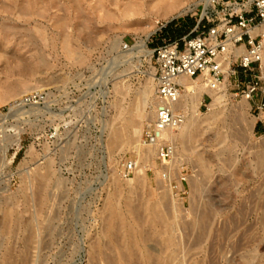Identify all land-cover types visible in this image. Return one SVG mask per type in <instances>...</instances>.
Segmentation results:
<instances>
[{
    "label": "rangeland",
    "instance_id": "obj_1",
    "mask_svg": "<svg viewBox=\"0 0 264 264\" xmlns=\"http://www.w3.org/2000/svg\"><path fill=\"white\" fill-rule=\"evenodd\" d=\"M198 1L171 10L163 0H0V264H242L244 233L254 235L253 264H264V131L231 80L218 103L201 95L170 165L187 176L183 196L161 180L154 147L142 163V132L112 140L147 84L153 101L154 49L194 29L211 3L183 9ZM156 20L167 26L148 39L152 55L133 49ZM261 77L264 90L263 66ZM35 92L43 103L25 101ZM114 208L136 233H124Z\"/></svg>",
    "mask_w": 264,
    "mask_h": 264
},
{
    "label": "built area",
    "instance_id": "obj_2",
    "mask_svg": "<svg viewBox=\"0 0 264 264\" xmlns=\"http://www.w3.org/2000/svg\"><path fill=\"white\" fill-rule=\"evenodd\" d=\"M158 31L167 23L158 22ZM155 50V117L143 128L141 141L155 147L161 180L177 197L186 193L187 176H172L176 145L172 132L186 119L188 105L181 78H195L215 88L225 81L226 73L233 89L253 101L264 123V90L261 88L264 51V0H212L204 18L194 29L175 39L163 38ZM46 93L35 92L25 101L43 103ZM135 161L122 164L128 177Z\"/></svg>",
    "mask_w": 264,
    "mask_h": 264
},
{
    "label": "bare ground",
    "instance_id": "obj_3",
    "mask_svg": "<svg viewBox=\"0 0 264 264\" xmlns=\"http://www.w3.org/2000/svg\"><path fill=\"white\" fill-rule=\"evenodd\" d=\"M163 1H164L165 4L167 3L166 5H168V6H166V7H168V8L171 7V10H172V8L174 6V3H172L173 0H163ZM211 2H212V0H199L198 2L194 3L192 6L186 7V9H183V11L194 10V9H196V7H197V5L199 3H203L204 4L203 12H205L206 8L208 7V5ZM168 12H170V11H166L165 13H168ZM145 13H143V15ZM206 13H207V11H206ZM158 26H159L158 23H156L154 25L153 29L147 33L145 39L138 40L137 43L134 45L133 49H135L136 51L140 50V52L143 51V52L151 54L152 51L147 49L146 43H147L148 39L152 36V34L158 29ZM66 44H67V42H66ZM68 50L66 52H68ZM262 66H263V72H264V51H263ZM151 78H154L156 80L154 74L151 76ZM225 79H226V81H225V83H226L227 79H228V72L226 73ZM181 81L185 84V94H184V96H185V99L187 101L186 104L188 105V114H187L186 119L171 134V138L174 140L175 145H176L175 159L178 156L179 144L183 145L184 142H185L184 141L185 140L184 139L185 135L195 128L196 118L200 115L198 107H199V105L201 103V95L204 92H208L209 94H211V96H212V98L214 100V102L212 101L213 105H214L215 103H218V101L222 98L223 94L221 92L223 91V89L225 87V83H222L220 86H217V87L213 88V87L209 86L206 82H198V80L195 79V78L183 77V78H181ZM229 83H230V80H229ZM151 92H152L151 86L149 84H147L144 87V89L142 90V97H141L142 101H141L140 110L138 111V113H135L134 115L131 112L132 115L129 118H127V121H126L127 127H126L125 131L124 130L122 131V130H119V129H115L113 131L112 140L114 142H118L119 140H122L124 138V136H126L129 140H131L132 138L136 137V134H139V133L142 132V130L140 128V122L142 120H144V119H147V120L151 121L155 117V109H154L155 93H154V97L152 98L153 99V101H152V100H150V93ZM196 96H198V98L195 99ZM150 103L153 106L152 110H148L147 109V106ZM187 139L188 138H186V140ZM145 146H148V147H147V150L144 151L142 153V156L140 157L141 160H142V163L148 162L149 159H150V156L152 155V153L154 154V148L155 147L153 148V146H149V145H145ZM133 148H135V147H133ZM135 149L137 151L140 150L139 147H137ZM260 156H261V154H260ZM260 156H257V157H260ZM260 164H262L261 161H260ZM240 171H241V173L239 174V179L240 180H244L246 178L247 174H246L244 168H242ZM149 211L154 216H157L158 211H159L158 210V204L157 203H153L150 206V210ZM133 212L134 211L132 210V208L129 205H127L126 206V213L132 214ZM113 217L120 221V223H121V225L123 227V231H124L125 234H127L128 236H131L132 234L136 233V229H137L136 222L135 221L132 222V221L128 220L126 218L125 213H123L121 210H119L118 208H114ZM242 236H243L245 241H248L250 243L249 245H246V242H245V245H243V246H246V247H243L242 250H241L242 264H253V261L255 259V255H256V253H255L256 252V246H255L256 242H254V235L252 233H249L247 236H245V233H244V234H242ZM170 241L171 240H169V242ZM240 241H242V239ZM143 254H144L145 258H148V253L147 252L146 253L143 252ZM134 256H136V255H134Z\"/></svg>",
    "mask_w": 264,
    "mask_h": 264
},
{
    "label": "trees",
    "instance_id": "obj_4",
    "mask_svg": "<svg viewBox=\"0 0 264 264\" xmlns=\"http://www.w3.org/2000/svg\"><path fill=\"white\" fill-rule=\"evenodd\" d=\"M193 24H194V23L191 22L189 28H191V27L193 26ZM177 31H178L177 33L181 32L180 29H179V30L177 29ZM170 35H171L172 37H174V36L176 35V32L171 31V32H170ZM261 130L264 131V128H263V129H260V128L257 129V131H261Z\"/></svg>",
    "mask_w": 264,
    "mask_h": 264
},
{
    "label": "crops",
    "instance_id": "obj_5",
    "mask_svg": "<svg viewBox=\"0 0 264 264\" xmlns=\"http://www.w3.org/2000/svg\"><path fill=\"white\" fill-rule=\"evenodd\" d=\"M172 37V36H171ZM176 37H172V38H169V39H175ZM256 128H260V129H263L264 128V123L259 119V123L258 125L256 126Z\"/></svg>",
    "mask_w": 264,
    "mask_h": 264
}]
</instances>
